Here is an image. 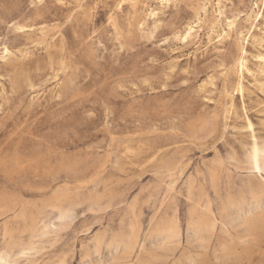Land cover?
<instances>
[{
  "label": "rangeland",
  "instance_id": "rangeland-1",
  "mask_svg": "<svg viewBox=\"0 0 264 264\" xmlns=\"http://www.w3.org/2000/svg\"><path fill=\"white\" fill-rule=\"evenodd\" d=\"M0 264H264V0H0Z\"/></svg>",
  "mask_w": 264,
  "mask_h": 264
},
{
  "label": "bare ground",
  "instance_id": "bare-ground-1",
  "mask_svg": "<svg viewBox=\"0 0 264 264\" xmlns=\"http://www.w3.org/2000/svg\"><path fill=\"white\" fill-rule=\"evenodd\" d=\"M234 24V21H230V26H233ZM205 241V240H204Z\"/></svg>",
  "mask_w": 264,
  "mask_h": 264
}]
</instances>
